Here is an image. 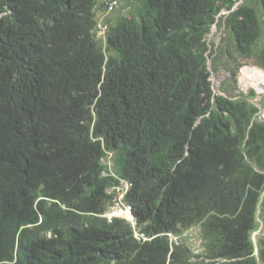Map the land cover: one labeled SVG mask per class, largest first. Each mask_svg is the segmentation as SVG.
Returning <instances> with one entry per match:
<instances>
[{
  "label": "trees",
  "instance_id": "16d2710c",
  "mask_svg": "<svg viewBox=\"0 0 264 264\" xmlns=\"http://www.w3.org/2000/svg\"><path fill=\"white\" fill-rule=\"evenodd\" d=\"M109 1L0 0V264H264V94L208 65L264 69V0H125L103 41ZM106 152L149 241L101 217Z\"/></svg>",
  "mask_w": 264,
  "mask_h": 264
},
{
  "label": "rangeland",
  "instance_id": "374dc122",
  "mask_svg": "<svg viewBox=\"0 0 264 264\" xmlns=\"http://www.w3.org/2000/svg\"><path fill=\"white\" fill-rule=\"evenodd\" d=\"M124 3H125V0H122L119 7L116 8V10H118L120 8V6L124 5ZM123 13H125V12L123 11ZM226 14H228V12L226 10H223L222 14L220 16H218L217 22L219 21V17H222L223 15H226ZM114 15H115L114 12H112L108 15H105L102 11H99L97 14V17H98V19L103 18L102 20L105 21V19L107 17L114 16ZM225 36H226V33L224 31V28H220L219 23L218 24L216 23L213 26L210 34L207 36V42L210 46L211 53L215 49L216 50L218 49V47L223 42V38ZM233 54H234L233 58H231V56L230 57L227 56L226 61H225L226 64H224V66L219 68V70L217 72H214L212 69V58L208 62L209 69L212 73L211 79L213 82L214 93L222 94L224 96H229L231 98H239L243 95H247L251 90H254L257 97L255 99H251L250 102L253 104H256L257 106H260L259 102H260L261 97L264 93L258 94L254 87H249L247 89H244L241 85H242V80H243L245 74L252 72V73H255L256 75H258V77L260 78L259 82H260V86H261L263 77L259 73V71L256 69V67L263 70V71H264V69L258 65L256 60L241 58L238 55H236L235 53H233ZM232 74H235L237 76V83L230 81ZM224 83L225 84L227 83V86L229 88V92L221 93L222 92L221 86ZM257 234L259 236L261 235L258 232L255 234V237ZM184 237H186L187 243L195 252L200 250L201 241L199 238V229L198 228L191 229L190 231H188L184 235ZM255 240H256V238H255Z\"/></svg>",
  "mask_w": 264,
  "mask_h": 264
},
{
  "label": "clouds",
  "instance_id": "9594fccd",
  "mask_svg": "<svg viewBox=\"0 0 264 264\" xmlns=\"http://www.w3.org/2000/svg\"><path fill=\"white\" fill-rule=\"evenodd\" d=\"M223 12V11H222ZM228 12V11H227ZM221 15V14H220ZM219 15V16H220ZM98 18V17H97ZM100 19V18H99ZM98 19V20H99ZM99 23V21H98ZM102 24L106 27V25L104 24V21L102 20ZM98 25V24H97ZM106 30H107V27H106ZM97 32V28L95 30V33ZM97 37V36H96ZM105 37H106V34H105ZM105 37L104 38H100L101 40L105 41ZM264 110H260V112L258 113V116H257V119L259 121H264L263 119L260 118V113L263 112ZM107 155L102 159V165H104L107 169V171L109 170V174L107 173V171H103L102 172V175L103 176H111L113 177L114 179L117 180L118 183L114 184L113 186H111L109 189H108V193L112 195V199H111V204L107 210V212H105L103 215H101V217L103 218H106L108 221H112L113 219H121V220H124L126 221L130 226H131V229H132V232H133V228H132V225L130 224V222H128L126 219L124 218H120V217H108V215L111 213L112 211V206H113V200L114 198L117 196V192H116V188H122V190L124 191V196L122 198V203L126 204V205H129L127 202H126V196L128 194V191L130 190L131 188V183H129L128 181H126L125 179H122V178H119L118 176H116L115 174H113V154L110 153V152H106ZM113 172V173H112ZM132 209V207H131ZM132 215L134 217V214H133V211H132ZM135 219V217H134ZM135 222H136V219H135ZM136 227H137V222H136ZM138 229V228H137ZM139 233L140 234H143L145 236V239L141 238V239H137L135 236H134V232H133V237L140 241V242H145V241H149L151 240L153 237H148L147 235H145L144 233L140 232V230L138 229ZM169 237V239L171 241H175L177 242L178 241V237H175L174 235L172 234H168L167 235Z\"/></svg>",
  "mask_w": 264,
  "mask_h": 264
},
{
  "label": "built area",
  "instance_id": "2783aa9c",
  "mask_svg": "<svg viewBox=\"0 0 264 264\" xmlns=\"http://www.w3.org/2000/svg\"><path fill=\"white\" fill-rule=\"evenodd\" d=\"M122 0H110L102 11L105 15L112 13L116 8L119 7ZM101 20L103 18H100ZM99 19V23L97 25L96 36L98 39L104 38L106 34V27L102 24V21ZM260 118L264 120V111L260 113ZM117 196L113 200L112 211L108 215V217H120L126 219L132 225L134 236L137 239H145L143 234H140L137 227L135 219L132 215V209L130 205H126L122 203V198L124 196V191L122 188H116Z\"/></svg>",
  "mask_w": 264,
  "mask_h": 264
},
{
  "label": "bare ground",
  "instance_id": "6f19581e",
  "mask_svg": "<svg viewBox=\"0 0 264 264\" xmlns=\"http://www.w3.org/2000/svg\"><path fill=\"white\" fill-rule=\"evenodd\" d=\"M260 78L255 73H247L245 74L243 80H242V87L244 89H247L249 87H254L258 94L264 93V86H260Z\"/></svg>",
  "mask_w": 264,
  "mask_h": 264
},
{
  "label": "water",
  "instance_id": "95a60500",
  "mask_svg": "<svg viewBox=\"0 0 264 264\" xmlns=\"http://www.w3.org/2000/svg\"><path fill=\"white\" fill-rule=\"evenodd\" d=\"M228 13H229V12H228ZM220 14H222V12H221ZM253 240H255V236H253Z\"/></svg>",
  "mask_w": 264,
  "mask_h": 264
}]
</instances>
